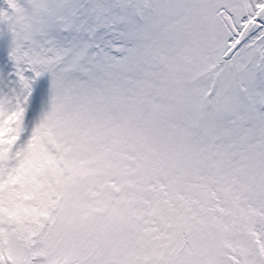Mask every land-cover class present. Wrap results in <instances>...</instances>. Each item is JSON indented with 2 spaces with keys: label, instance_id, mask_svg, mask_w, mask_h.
Instances as JSON below:
<instances>
[{
  "label": "snow or ice",
  "instance_id": "6c2138e0",
  "mask_svg": "<svg viewBox=\"0 0 264 264\" xmlns=\"http://www.w3.org/2000/svg\"><path fill=\"white\" fill-rule=\"evenodd\" d=\"M0 264H264V0H0Z\"/></svg>",
  "mask_w": 264,
  "mask_h": 264
}]
</instances>
